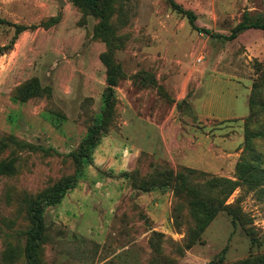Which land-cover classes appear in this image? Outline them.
Instances as JSON below:
<instances>
[{"label": "rangeland", "instance_id": "rangeland-1", "mask_svg": "<svg viewBox=\"0 0 264 264\" xmlns=\"http://www.w3.org/2000/svg\"><path fill=\"white\" fill-rule=\"evenodd\" d=\"M174 1L214 37L168 0H114L110 51L74 0H0V264H27L30 201L70 177L43 207L42 264H264L263 185L225 198L215 183L243 157L264 169V32L227 40L264 21V0ZM32 79L41 95L16 100ZM125 172L174 178L135 193ZM206 199L224 203L199 230Z\"/></svg>", "mask_w": 264, "mask_h": 264}, {"label": "trees", "instance_id": "trees-1", "mask_svg": "<svg viewBox=\"0 0 264 264\" xmlns=\"http://www.w3.org/2000/svg\"><path fill=\"white\" fill-rule=\"evenodd\" d=\"M74 2L76 6L78 7L80 6L83 10L86 11V13L93 15L99 20V23L96 26V32L98 35L101 36L102 40L106 43L108 50L112 51V44L115 38V34L110 29L109 21L112 15V5L114 3V0H74ZM168 2L173 7L174 10L179 12L187 19L188 23L195 31L201 34H205L207 36H213L209 30L197 27L196 16L192 12L183 9L174 0H168ZM15 28L18 33L24 30V28L20 26L19 27L15 26ZM249 28H255L257 30L264 32V21L256 26H250L247 25L246 23H240L234 29L232 34L229 37H227V40H233L237 38L240 34H242L245 30ZM102 61L105 64L106 68L109 69L110 67L109 53L105 54L102 57ZM108 83L111 86L112 82L109 81V78H108ZM40 95H41V87L37 79L29 80L14 92L15 99L21 102L27 101L30 98ZM254 105L255 103L250 101L249 115L245 120L246 128L253 122L254 117L256 115L253 110ZM248 137H250V134L246 133V148L252 152L253 149H251L250 146L251 140H249ZM83 143L85 144L84 147L82 148V151H80V153L77 155L78 158H80L81 153L87 151V148H89V146H92L95 143V140H93L90 137L86 139ZM263 154H264V149H263ZM89 163L90 164L92 163L91 157ZM257 166L258 165L256 161L249 160L243 157V159H241L240 162H238L236 165L237 181L233 182L228 179H215V183L217 185L221 184L223 190H225L226 192L225 198L228 197L236 187L241 185L244 186L246 185L247 187L252 188L258 185L260 186L261 184L263 185L264 188V169L260 168L259 170H257L258 169ZM11 170H12L11 163L0 164V173H4V172L9 173ZM97 170L99 172H104L100 168H98ZM167 175L169 176L166 178L167 180H169L168 181L169 184H167V186L164 185L155 186L156 184H154L153 182L142 183L141 180L139 179L137 181V178L132 177V174L130 172H125L123 174V176L126 177L127 180L130 182V186L132 190L135 191V193H144L153 188L156 189L158 188L160 190L171 188L172 186L171 181H173L172 179L174 177H172L173 176L172 173H168ZM74 185H75V179H73L72 177L62 179L59 182H57L54 186L38 194L35 200L30 201L29 219L31 220L32 225L30 230H28L26 233L28 238L26 241V245L24 247V257L27 260V264H42V262L39 259L38 248L42 242V233L44 231L43 215H42L44 205L59 203L64 195V192L67 189L72 188ZM223 203L224 202L216 199L215 200L206 199L205 201L195 200L191 202V204L195 206L193 209V214L195 216V221L198 225L199 230H203L208 225V223L211 221L212 216L214 215L215 209L218 208V206L222 207ZM215 205L217 206L214 208Z\"/></svg>", "mask_w": 264, "mask_h": 264}]
</instances>
